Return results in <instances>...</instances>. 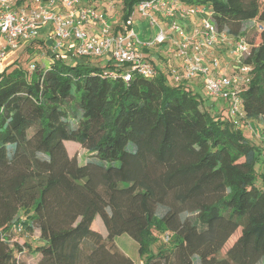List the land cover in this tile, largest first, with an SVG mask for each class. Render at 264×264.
<instances>
[{"label": "trees", "instance_id": "16d2710c", "mask_svg": "<svg viewBox=\"0 0 264 264\" xmlns=\"http://www.w3.org/2000/svg\"><path fill=\"white\" fill-rule=\"evenodd\" d=\"M120 1L116 28L142 0ZM180 1L211 7L233 36L248 38L244 24L259 23L261 42L248 38L252 80L241 94L246 118L259 121L264 0ZM46 63L0 71V264H23L24 246L37 264H136L115 243L122 234L148 254L141 264L264 262L262 151L249 132L214 118L192 87L170 84L163 72L131 70L125 80L112 65L54 54ZM68 141L87 150L85 162L69 155ZM97 217L105 231L94 228ZM21 218L24 231L39 230L36 248L12 240Z\"/></svg>", "mask_w": 264, "mask_h": 264}, {"label": "built area", "instance_id": "2783aa9c", "mask_svg": "<svg viewBox=\"0 0 264 264\" xmlns=\"http://www.w3.org/2000/svg\"><path fill=\"white\" fill-rule=\"evenodd\" d=\"M141 17L157 28L152 40L143 41L133 28L134 8L126 21L115 27L107 13L95 7H84L81 0H0V36L4 44L0 50V67L17 52L22 43L39 39L41 30L50 28L48 41L55 56L71 54L89 57L105 56L114 60L125 80L131 70L154 77L165 73L171 83L189 85L196 80L208 97L227 101L229 120L235 129L264 133V115L253 124L246 118L242 92L252 80L253 65L246 60L251 54V43L245 35H230L220 29L214 11L206 5H188L180 0H142L137 6ZM89 27H96L92 32ZM72 42V46L68 45ZM170 43L173 64L161 70L147 57L146 49ZM228 47L231 66L215 53ZM34 64H30V70ZM108 69V71H117ZM116 74V73H113ZM24 219L13 228L24 231Z\"/></svg>", "mask_w": 264, "mask_h": 264}, {"label": "rangeland", "instance_id": "374dc122", "mask_svg": "<svg viewBox=\"0 0 264 264\" xmlns=\"http://www.w3.org/2000/svg\"><path fill=\"white\" fill-rule=\"evenodd\" d=\"M82 2L84 7H95L98 10L107 13L109 18H113L114 20L116 19V21H118L123 15V3L120 0H82ZM135 9L137 13L135 14L134 17V24H133L134 30L136 31V33L139 34L141 40L144 41L152 40L157 33V28L155 26L150 25L149 24L150 21L148 19L141 17L140 13L137 10V7H135ZM244 29L247 32L248 38H250L253 42H255V44H259L261 42L262 28L259 27L258 22L248 21L244 24ZM45 32H46L45 29L41 30V38L44 37L43 34H45ZM3 44L4 41H2V43L0 41V50ZM166 44L170 45V43H166ZM35 45L38 49L40 46L39 49L40 51L33 52V50L35 49H32V47L23 51H18L14 56L15 62L10 63L11 59H9L8 57L4 61L3 65L0 67V71H4L9 66H16V65H19L28 71L30 70V64L37 63V64H41L42 66L47 65L46 63L47 59L52 54L50 52H47L46 49L43 48V43L38 42L35 43ZM215 51H216L215 54L221 57L225 63H228L231 66L232 65L235 66L236 63L234 62V60H232L231 57H229L230 55H229L228 47H224L223 45V47ZM65 57L67 63L69 64H77L80 60H84L89 65L99 67L101 69L103 68L106 69L109 65L115 67L116 68L115 70H117L119 67V65L114 60H108L107 58H105V56L91 55L89 57H82L76 55L75 59L71 58L70 56H65ZM167 57L170 58L171 57L170 54H167ZM168 82L171 84L170 80H168ZM188 83L191 87H193V93L200 96L203 107L207 109L214 118L221 117L223 120H227L230 123L229 110L227 109L228 103L226 100L208 97L205 94L204 89L198 83H196L195 80H191ZM250 121L253 124H255V120L252 119ZM243 127L245 128L247 133L249 132L248 134H246V137L249 138V140L256 146H258L262 151L259 152L258 155L259 158L256 164V171L259 177L258 184H261V178L264 177V133L260 137H258L253 133V130L248 129L246 124H244ZM255 127H257L256 124ZM65 145L70 156H76L80 162L86 161V158L88 157V153L84 147H82L80 144H77V142L75 141H68L67 143H65ZM24 217L26 218L27 216L25 215ZM95 222L96 225H94V228H98L102 231L106 230L104 224L102 223L99 217H97ZM239 234H240V228L234 233V235L226 243V245L221 251V256L225 255L226 250L229 248V246L232 244V242L236 239V237ZM12 240L14 242H19L22 245L28 244L32 248H36V246L42 244L39 230H34L33 232L22 231L21 233L14 234ZM115 243L124 253H126L129 257H131L136 264H141L148 255V254H144L143 256L140 255L138 242L132 239L128 234H122L120 236H117L115 239ZM158 244L159 243L153 246L154 252H156ZM24 247H25V251L23 253L17 252V259L20 261V263L37 264L40 257L37 254L30 252L28 247L26 246ZM259 264H264V262H260Z\"/></svg>", "mask_w": 264, "mask_h": 264}, {"label": "crops", "instance_id": "0c3cea01", "mask_svg": "<svg viewBox=\"0 0 264 264\" xmlns=\"http://www.w3.org/2000/svg\"><path fill=\"white\" fill-rule=\"evenodd\" d=\"M110 19H111L112 22H117L116 19L115 20L113 18H110ZM149 24L151 25L150 22H149ZM44 29L46 30L45 34H43L44 37L41 38V34H40L39 39H37L34 42L35 43H38V42L43 43V48H45L47 52H50L51 54H54L53 51H52V43L48 41V33H49V29L50 28H44ZM95 29H96V27H93V28L89 27V31L90 32L94 31ZM0 41H1V43L3 41V38H1V36H0ZM34 42L29 43V44L22 43L18 51H23V50L29 49L30 47H32V49H35V50H33V52L34 51H40L39 50L40 46H39V49H38ZM72 44H73L72 42H68L69 46H72ZM172 51L173 50H172L170 45L163 44V45L157 46L155 48L146 49V55L161 71V70H164L166 67L170 66L171 64H173ZM17 52H15L11 56H9V59H11L10 63H14L15 62L14 56L16 55ZM167 54H170L171 57L168 58ZM65 56H70L73 59L76 58V57L74 58L71 54H68V53H66V54L64 53L63 54V58L64 59H66ZM67 58H69V57H67ZM196 83H198V82L196 81ZM255 135L260 137L262 135V131H261V134L258 135V132H257V133H255Z\"/></svg>", "mask_w": 264, "mask_h": 264}]
</instances>
